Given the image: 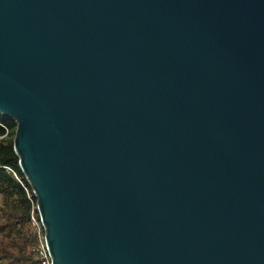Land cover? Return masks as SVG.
<instances>
[{"label":"water","instance_id":"95a60500","mask_svg":"<svg viewBox=\"0 0 264 264\" xmlns=\"http://www.w3.org/2000/svg\"><path fill=\"white\" fill-rule=\"evenodd\" d=\"M0 115L50 264H264V0H0Z\"/></svg>","mask_w":264,"mask_h":264},{"label":"trees","instance_id":"16d2710c","mask_svg":"<svg viewBox=\"0 0 264 264\" xmlns=\"http://www.w3.org/2000/svg\"><path fill=\"white\" fill-rule=\"evenodd\" d=\"M0 264H49L36 252V200L13 150L15 123L0 116Z\"/></svg>","mask_w":264,"mask_h":264},{"label":"built area","instance_id":"2783aa9c","mask_svg":"<svg viewBox=\"0 0 264 264\" xmlns=\"http://www.w3.org/2000/svg\"><path fill=\"white\" fill-rule=\"evenodd\" d=\"M30 221H31V225L34 227V229L36 230V232L39 236V245L36 248V252L38 253V255L40 257L48 260V262L50 264L49 256H48L47 249H46L45 242H44V231H43V227L40 223V219H39L38 214L35 215L34 212L32 211L31 216H30Z\"/></svg>","mask_w":264,"mask_h":264},{"label":"rangeland","instance_id":"374dc122","mask_svg":"<svg viewBox=\"0 0 264 264\" xmlns=\"http://www.w3.org/2000/svg\"><path fill=\"white\" fill-rule=\"evenodd\" d=\"M1 116V115H0Z\"/></svg>","mask_w":264,"mask_h":264}]
</instances>
